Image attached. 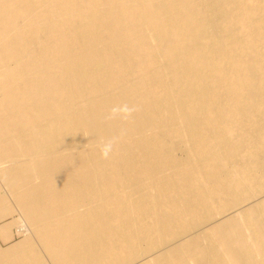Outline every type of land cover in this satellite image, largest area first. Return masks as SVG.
<instances>
[{
	"label": "bare ground",
	"instance_id": "obj_1",
	"mask_svg": "<svg viewBox=\"0 0 264 264\" xmlns=\"http://www.w3.org/2000/svg\"><path fill=\"white\" fill-rule=\"evenodd\" d=\"M0 238L264 264V0H0Z\"/></svg>",
	"mask_w": 264,
	"mask_h": 264
},
{
	"label": "rangeland",
	"instance_id": "obj_2",
	"mask_svg": "<svg viewBox=\"0 0 264 264\" xmlns=\"http://www.w3.org/2000/svg\"><path fill=\"white\" fill-rule=\"evenodd\" d=\"M6 219L10 220L11 217H7ZM20 238H21V237L18 238V236L15 235L14 238H13V240H14V239H15V240H19ZM10 242H11V241H10ZM8 243H9V241H8V242H4V241L1 240V238H0V245H2V246H6Z\"/></svg>",
	"mask_w": 264,
	"mask_h": 264
},
{
	"label": "clouds",
	"instance_id": "obj_3",
	"mask_svg": "<svg viewBox=\"0 0 264 264\" xmlns=\"http://www.w3.org/2000/svg\"><path fill=\"white\" fill-rule=\"evenodd\" d=\"M104 155H105V156L107 155V151L104 152Z\"/></svg>",
	"mask_w": 264,
	"mask_h": 264
}]
</instances>
